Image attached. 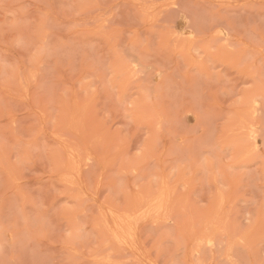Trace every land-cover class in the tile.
I'll list each match as a JSON object with an SVG mask.
<instances>
[{"label": "rangeland", "instance_id": "1", "mask_svg": "<svg viewBox=\"0 0 264 264\" xmlns=\"http://www.w3.org/2000/svg\"><path fill=\"white\" fill-rule=\"evenodd\" d=\"M0 264H264V0H0Z\"/></svg>", "mask_w": 264, "mask_h": 264}]
</instances>
